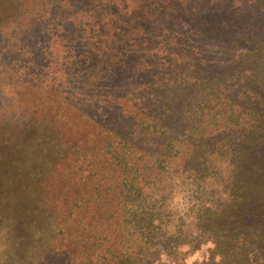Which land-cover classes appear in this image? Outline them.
<instances>
[{"label":"trees","instance_id":"obj_1","mask_svg":"<svg viewBox=\"0 0 264 264\" xmlns=\"http://www.w3.org/2000/svg\"><path fill=\"white\" fill-rule=\"evenodd\" d=\"M3 34L0 264H264V0H0ZM172 178L228 197L161 248Z\"/></svg>","mask_w":264,"mask_h":264},{"label":"rangeland","instance_id":"obj_2","mask_svg":"<svg viewBox=\"0 0 264 264\" xmlns=\"http://www.w3.org/2000/svg\"><path fill=\"white\" fill-rule=\"evenodd\" d=\"M15 42L16 40L14 34H3V36H0V46L4 50L5 54L12 53L13 48L15 47ZM69 51L76 52L74 49H71ZM11 79H13V77L9 75L8 81H10ZM10 82L12 83V81ZM5 84L9 85L7 81ZM89 105H92V100L89 102ZM26 106L28 107L25 110L26 113H31L30 115H32L33 117H36L41 111H43L42 107L40 106L35 107L31 104H26ZM35 112L38 114L34 115ZM49 116L50 117H40L43 118V121H48L47 125H54L55 129L57 130L61 129L59 130V132L69 146L72 143V145H74L79 143L81 139L87 138L89 135L88 133L93 130V128L91 127V119L88 121H81L78 126L79 128L71 129L68 126H65L66 124L62 119H56L53 115ZM138 183L141 187H143V189H145V195L147 199L144 202V207L147 208L149 197L150 199L156 198L153 193L154 187L150 188L149 185H152V183L148 184V186L145 185L143 177H141V180L139 179ZM162 187L163 189H166L165 192L167 193L168 198L165 203V206L167 208L165 212V228L161 233V240H159V246L161 248H163V243L164 241H166V238L174 235L177 231L181 230L188 235L191 231H194L196 229V211L199 209V207L206 205H221L222 203L226 202L225 200L228 197V193L225 192L224 181L221 178H210L205 181L196 179H188L187 181H185L182 178H172L169 179V182L163 184ZM145 195L143 192V195L140 199L143 200ZM132 205L135 204L132 203ZM185 233L183 235V239L186 238ZM210 247H212V244L206 241L205 243L200 245L199 248L195 249L191 254H188L186 256L185 263L191 264L193 262H202L209 256ZM181 249L182 251H188V247L186 246L181 247ZM160 257L164 261H170L164 253H162ZM170 264L177 263H175L174 260H171Z\"/></svg>","mask_w":264,"mask_h":264}]
</instances>
